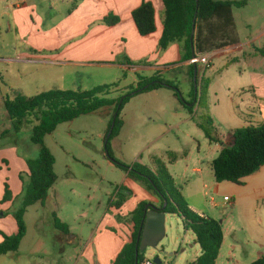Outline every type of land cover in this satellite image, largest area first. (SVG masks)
Masks as SVG:
<instances>
[{
    "label": "rangeland",
    "instance_id": "374dc122",
    "mask_svg": "<svg viewBox=\"0 0 264 264\" xmlns=\"http://www.w3.org/2000/svg\"><path fill=\"white\" fill-rule=\"evenodd\" d=\"M217 1L241 2L243 0ZM26 2L37 6L39 12L45 15L51 13L50 21L52 24L59 25L61 21L71 16L78 6H81L83 0H0L1 59L16 57L17 51L22 52L29 45L27 43L29 38L22 35V31L16 30L12 14L14 6ZM51 8H54L55 12H51ZM82 15L84 21L93 16L86 14V10ZM232 17V25L225 32L214 29L212 35L208 34V37H212L210 41L213 42V47L205 45L196 50L197 57L217 53L213 59V65L205 68L199 64L200 83L202 81L208 83L209 88L201 100L205 110L197 111L195 114V121L200 120L204 114L214 119V137H227L231 133L228 126L221 122L227 120V110L237 87L248 86L251 83V73L264 74V0H248L246 6L234 7ZM32 20L35 23V29L38 30L39 26L36 24L39 20L35 16H32ZM47 22H49L48 19L46 24ZM73 22L74 19L71 18L60 29L66 30ZM29 23L31 25V21ZM203 30L208 33V26L203 25ZM33 34L36 33L33 32ZM93 34L95 36V33ZM58 36L57 33L52 35L54 39L52 47L55 49L60 48L70 38L67 36L60 41ZM36 38L37 36L33 37L31 44L40 43ZM83 40V43H88L92 40V36L86 35ZM79 41L80 39L73 43ZM223 42L225 44L221 45ZM227 47L231 49L229 52L223 49ZM32 52L37 58H47L56 54V51ZM21 72H24V75ZM153 75L145 72L141 76ZM161 75L165 81L178 87L185 100L191 99L192 79L189 67L167 70ZM138 83L137 74L126 75L119 70L95 67L42 69L38 65L0 63V152L15 147L17 156L21 160L19 165H10L8 167L10 171L7 170V166L4 167L5 191L9 190L12 199L10 202L0 203L1 240H4V236H12L16 228L14 214L22 207L25 189L30 183L26 163L29 160L38 159L40 155L39 147L31 142L34 125H27L21 133L16 134L8 119L5 101L15 100L19 96L33 98L54 90L90 91L100 86L115 84H118L122 91L129 87H137ZM120 95V93L113 94L110 98L114 99ZM160 105L163 103H159L158 106ZM175 113L170 111V114L166 116L171 124L173 120L177 121V116H186L185 112L182 115ZM113 116L114 108H103L96 113L60 125L53 134L46 137V146L56 159L55 172L58 177L57 183L49 192L52 203L48 210H43L40 205L28 210L25 217L29 226L28 237L18 252L0 258V264H85L86 262L90 264V261L86 257L83 259L82 255L90 239L97 235L96 231L103 217L107 213L111 215L110 207H117L116 204L112 206V203L118 202L117 193L128 175L112 163L105 154V138ZM189 117L191 116H187ZM186 125L180 130L173 129L163 134L153 144L148 140L152 137L156 140V137L161 134L157 128L142 127L133 137V133L124 134L117 142H115L116 138L112 141L113 156L116 161L126 166L140 163L148 167L151 166L150 156L156 154L155 156H159L156 161L160 160L165 164L174 179L176 188L188 204L190 202L196 204L198 208L204 207L202 212L222 222V226L225 221L226 230L228 228L232 230L231 236L228 235L227 239H242L243 229L246 230L255 222L253 223L251 218L247 219L243 213H240L241 208L235 210L228 204L229 202L224 201L225 196H232L228 192L230 187L227 185L234 186V184L224 182L219 185L214 180L211 164L209 166L206 163L202 166L199 153L201 152L204 159L208 158L210 140L207 138L209 142L203 139L196 143L191 137H187L190 128H186ZM197 131L200 132V130ZM5 133L8 136H3ZM198 144H201V148ZM142 160L145 164L141 163ZM197 167L204 170L203 178L194 172ZM18 176L20 179H17ZM205 184L208 186L207 190H204ZM179 186H185L187 190L194 189V193L198 196L186 198ZM217 186L220 189L219 192L215 191ZM234 187L241 191L246 189ZM201 188H203L202 192ZM187 194L188 191L186 196ZM212 200L217 207H214ZM241 206H249L248 200H243ZM4 213L5 216H3ZM55 218H59L68 225L70 234L75 239L74 244L61 243L55 236L57 233L54 226ZM128 218L118 217V221L124 223ZM165 226L166 238L160 243L159 249H149L144 252L146 259L154 261L155 258L160 257L163 264H192L202 255L200 246L195 245V235L185 229L179 216L168 215ZM104 229L106 226L100 229L99 234ZM108 230L114 234L119 233L115 228ZM237 230L238 234L233 233ZM170 245L177 246L178 254L172 258L165 257L160 251L161 248L169 249Z\"/></svg>",
    "mask_w": 264,
    "mask_h": 264
},
{
    "label": "crops",
    "instance_id": "0c3cea01",
    "mask_svg": "<svg viewBox=\"0 0 264 264\" xmlns=\"http://www.w3.org/2000/svg\"><path fill=\"white\" fill-rule=\"evenodd\" d=\"M144 2L152 3L156 11V32L147 37L140 35L133 19V12ZM91 3L93 6L90 5ZM53 10L54 8H51V12H55ZM84 10H86V14L93 15L91 19L89 18L84 21L82 15ZM12 14L17 27L16 30L22 31V35L29 38L27 43L31 46L27 45L26 50L22 52L17 51L16 57L0 58V63L2 64L38 65L42 69H49L51 67H95L96 69L119 70L122 74L126 75H129V73L142 75L145 74V72H149L154 74L153 76L167 70H175L182 67L190 68L191 66V61H183L182 49L179 44H173L165 51L160 49V40L164 31V5L162 0H83L81 6H78L71 16L61 21L59 25H57L58 23L52 24L50 21L52 19L51 13L45 15V13L39 12L37 6L30 5L27 2L14 6ZM111 15L119 18L118 24L114 26L105 24V19ZM32 16H35V18L39 20L36 24L39 26L38 30L35 29ZM71 18L74 19L73 24L66 30L60 29V27L67 24ZM46 19L49 20L47 24ZM29 21H31V25ZM223 25V21L218 18L204 24V26L214 28H222ZM33 32L36 34H33ZM56 33L59 34L58 39L60 41L70 36L69 40L58 49L52 47L55 39V36L53 39L52 35ZM93 33H95V36ZM204 34L205 36L208 35L206 30H204ZM86 35L89 37L91 35L92 40L88 41V43H83V39ZM34 36H37L36 39H39L38 41L40 43L31 44ZM79 39L80 41L78 43H73V41ZM224 44L225 42L221 45ZM223 49H225L226 52L231 50L228 47ZM32 51H56V54L47 56V58H37ZM216 55L217 53H212L211 55L207 54L211 59L212 65L214 64L213 59ZM127 61H130L131 65L128 64ZM22 75H24V72ZM250 76L251 83L248 84V86L239 85L235 90L236 93L233 95L230 103L231 105L227 110V120L221 122L228 126L231 132L230 135L227 137L216 136V142L210 141L208 158L204 159L201 156V152L199 153V161L202 166L206 163L210 166V164L218 158L223 149L232 146L234 142L233 132L235 130L243 129L250 125L264 124V74L251 73ZM164 90L166 89H160L136 96L125 106L121 114L123 127L120 135L115 139V142L124 134L133 133V137L142 127H152L153 129L157 128L161 131V134L156 137V140H153L154 137L149 138L148 142L152 141L151 143L153 144L157 139L161 138L163 134H167L173 129L180 130V128L184 127L186 124H190L186 125V128H190L187 137H191L196 143H199V141L203 139L206 141L208 140L203 130L198 126L197 121L192 117L187 118V116H189L187 115V111L182 107L174 93L169 90ZM159 103H163V105L158 106ZM162 109L164 110L162 111ZM170 111H175L177 115H182L184 114L183 112H185L186 116H177V121L173 120L171 124L166 117L170 114ZM212 120L214 122V119ZM183 123L184 125H182ZM197 130H200V132ZM8 133L10 134V132ZM12 136L15 137L14 135ZM179 140H181V137H179ZM212 143L214 144L212 145ZM198 145L199 148H201V144ZM16 152L17 148L15 147L0 152V203H2L6 192L4 185V167L7 166V170L10 171V168H8L10 165H19L21 161ZM155 155L150 156L151 166H148L153 171L157 168L155 164L156 159H159V156ZM214 155L215 158H213ZM141 163L145 164L143 160ZM200 167L195 168L194 172L203 178L204 170ZM27 169L30 175L28 165ZM17 179H20V177L18 176ZM243 183V186L235 184L234 186L246 188L244 191H241L233 185H227L230 187L228 192L232 196H225V198H230L228 204L235 208V210L241 208L240 213H243L247 219L251 218L253 223H255L252 225L250 224L246 230L242 228L244 234L242 239H227L228 235L231 236L232 230H230V228L226 230L225 221H223L224 240L216 264H252L264 257V167L256 174L245 178ZM218 186L215 187L216 192L220 190ZM122 187L127 189L130 196L121 207H110L112 212L111 215L107 213L103 217L96 231L97 235H94L93 238L90 239L82 255L83 259L86 257L90 261V264H113L124 247L131 243L135 232V224L132 217L140 204L147 203L148 205L151 204L161 208L160 200L149 192L143 184L134 181L129 178L128 175ZM179 187L186 198L198 196L194 193V189L187 190L185 186ZM207 189L208 186L205 184L204 190ZM200 190L202 192L203 188ZM187 191L188 196H186ZM204 193H206V191ZM245 199L248 200L249 206L247 207L241 206L242 201ZM116 202L114 201L112 206L116 204ZM51 203V196L49 195L45 204H36L33 207L40 205L43 210H48ZM214 205V207H217L216 204ZM189 206L200 216L210 217L202 212V210L205 209L204 207L198 208L196 204H191L190 202ZM118 217L129 218L127 221L125 220L124 223H121L118 221ZM167 217L168 215L166 218ZM105 226L106 229L102 230L103 232L99 234L100 229ZM27 227L28 231L26 237H28L29 234V226L27 225ZM109 228L118 229L119 233L114 234L108 230ZM55 230L57 232L55 236L61 243L74 244L75 239L72 237V234H70V229L69 234L59 231L56 226ZM17 232L18 227L16 223V228L12 232V236L16 235ZM238 232L237 230L233 233L238 234ZM3 241L4 240L0 239V244ZM195 243V245H199L196 241V237ZM176 247V245H170L169 251L176 252ZM85 264H89V262Z\"/></svg>",
    "mask_w": 264,
    "mask_h": 264
},
{
    "label": "trees",
    "instance_id": "16d2710c",
    "mask_svg": "<svg viewBox=\"0 0 264 264\" xmlns=\"http://www.w3.org/2000/svg\"><path fill=\"white\" fill-rule=\"evenodd\" d=\"M162 2L164 5V31L160 40V49L165 51L171 45L179 44L182 49L183 61L188 62L197 57V49L199 50L205 45L213 47V42L210 41L212 37L205 36L203 25L218 18L223 21V27L208 26V34L212 35L214 29L225 32L232 25L233 8L246 6L248 0L241 2L162 0ZM133 19L141 36L147 37L156 32V11L152 3L144 2L133 12ZM104 22L108 26H114L119 23V18L111 15ZM194 30L196 31L195 35L193 34ZM193 46H195V50H193ZM127 63L131 65L130 61ZM137 75L139 77L137 87H129L122 91H120L119 85L115 84L100 86L90 91L54 90L33 98L19 96L15 100L5 101V108L16 134L21 133L27 125H34L31 142L39 147L40 155L36 160L27 161L30 183L25 189L22 207L14 214L18 232L13 236H4V241L0 244V257L19 251L28 231L25 220L28 210L36 204H45L50 190L57 183L56 159L46 146V137L53 134L62 124L73 122L103 108H114V116L105 138L107 158L123 169L129 178L143 184L160 200L161 208L167 203L164 212L167 215L179 216L185 229L195 235L202 255L192 264L217 263L224 240L222 224L210 217H202L190 208L176 188L174 179L162 161H156L157 168L153 171L140 163H135L132 166L123 165L116 161L112 152V141L120 135L123 127L122 111L134 97L160 89H168L174 93L182 107L195 120L196 111L205 110L201 100L203 95L207 94L209 84L204 81L200 83L199 65L192 64L190 66L192 92L191 99L188 101L183 98L178 87L165 81L160 73L153 77ZM117 93L121 95L114 99L110 98ZM114 121L115 127L110 135ZM197 124L211 142H216L214 122L209 115L204 114L200 120H197ZM3 136L8 135L5 133ZM233 139L232 146L223 149L218 158L211 163V169L217 183L229 182L243 186L245 178L256 174L264 167V124L250 125L235 130ZM129 196L130 193L127 189L121 187L117 193L119 200L116 202V206L121 207ZM11 199L7 189L2 204L11 201ZM147 205V203L140 204L134 212L132 219L135 224V232L132 241L124 247L113 264H136V253L140 245L138 239ZM55 226L59 231L69 234L68 225L62 223L58 218H55ZM145 259V253L140 252L138 264H143ZM252 264H264V257Z\"/></svg>",
    "mask_w": 264,
    "mask_h": 264
},
{
    "label": "water",
    "instance_id": "95a60500",
    "mask_svg": "<svg viewBox=\"0 0 264 264\" xmlns=\"http://www.w3.org/2000/svg\"><path fill=\"white\" fill-rule=\"evenodd\" d=\"M195 33L196 31L194 30L193 34L195 35ZM193 50H195V46H193ZM195 73L197 74V70L195 71ZM114 127L115 121L110 131V135L113 132ZM166 206L167 203H165L163 208H158L151 204L147 205L142 223V230L138 239L140 245L138 246V251L136 253V264H138V257L140 252L144 253L149 249H159L160 243L166 238L165 222L167 214L164 212ZM220 223L222 224V222ZM160 251L165 257L168 258H172L173 256H176L178 254L177 252L169 251V249L161 248ZM154 263L163 264V261L160 257H158L154 259Z\"/></svg>",
    "mask_w": 264,
    "mask_h": 264
},
{
    "label": "built area",
    "instance_id": "2783aa9c",
    "mask_svg": "<svg viewBox=\"0 0 264 264\" xmlns=\"http://www.w3.org/2000/svg\"><path fill=\"white\" fill-rule=\"evenodd\" d=\"M195 64V65H202L205 68H208L211 65V59L209 56L207 55H202L200 57H195L194 59L191 60V65ZM225 202H230V198L226 197L224 199ZM212 203L214 204L215 201L212 200ZM203 217V216H202ZM143 264H155L154 261L149 260V259H145V261L143 262Z\"/></svg>",
    "mask_w": 264,
    "mask_h": 264
}]
</instances>
